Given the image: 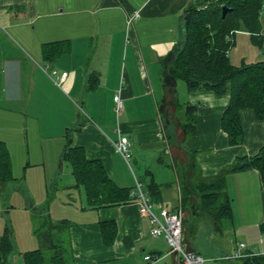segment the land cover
Wrapping results in <instances>:
<instances>
[{"label": "crops", "instance_id": "crops-1", "mask_svg": "<svg viewBox=\"0 0 264 264\" xmlns=\"http://www.w3.org/2000/svg\"><path fill=\"white\" fill-rule=\"evenodd\" d=\"M198 1L0 0V23L5 29L0 33V141L6 145L12 176L0 187V235L14 208L7 202L9 187L26 186L23 183L32 174L47 182L46 176L62 167L60 154L67 131L70 145L82 148L87 159L100 161L116 185L132 189L135 179L148 192L150 180L156 184L159 197H150L153 206L169 211L181 208L185 247L206 261L231 254L237 243L245 244L244 251L257 246L256 250L264 251V233L256 230L257 239L246 228L237 232L241 240L234 239L225 247L213 245L216 233L223 234L221 222L226 218L215 223L209 213L205 231L210 244L196 247L189 241L187 205L193 207L196 202L194 187L212 180L237 157L256 154L264 140V123L251 110H242L243 142L230 146L220 127L228 96L210 91L188 93L186 87L178 91L181 80L172 89L164 84V58L181 41L185 9ZM132 15L136 17L127 26ZM59 41H68L69 51L52 62L45 61L42 45ZM253 58L264 60V55ZM51 70L67 73L61 85L48 76ZM90 74L97 78L93 89H88ZM115 94L122 100L119 114ZM186 106L195 111L196 133L192 136L182 130ZM119 135L131 143L130 158L136 167L135 172L130 168L132 177L123 170L124 159L114 147ZM161 152L172 165H181L183 189L189 194L185 199L174 166L171 183L152 171L154 158L156 165L162 162ZM224 193L230 200L233 227L236 215L252 211L255 217L245 222L258 229L264 222V192L258 173H227ZM21 208L29 211L24 218L31 240L20 249L26 252L35 246L32 234L36 235L37 227L32 200L24 198ZM80 211L81 219L63 217L74 264H146L145 255L158 256L154 264H182L178 256L169 254L163 237L150 235L148 218L140 213L137 200L98 209L86 200ZM47 216L54 222L55 218ZM104 221L116 226L110 245L101 238ZM233 260L219 264H239Z\"/></svg>", "mask_w": 264, "mask_h": 264}, {"label": "trees", "instance_id": "trees-1", "mask_svg": "<svg viewBox=\"0 0 264 264\" xmlns=\"http://www.w3.org/2000/svg\"><path fill=\"white\" fill-rule=\"evenodd\" d=\"M222 6L226 11L222 16ZM187 19L181 22V41L164 58V84L172 89L175 81L181 80L188 93L210 91L218 96L226 95L229 103L220 119L221 130L227 135L228 144L236 146L243 142L240 111L251 110L257 121L264 123V60L241 62L233 65L228 52L234 44L235 34L246 33L250 41L261 47L264 36V0H199L185 9ZM69 51L68 41L42 45L45 61L52 62L62 53ZM96 76L88 77V89L96 85ZM182 130L187 136L196 133L195 111L185 108ZM65 143L60 154V162H65L73 176L74 186L82 187L87 202L94 208L119 206L130 202L131 188L116 185L107 175L98 160L86 158L84 150L70 145L66 131ZM244 171H256L264 192V140L258 152L250 157H237L209 182H199L198 190L207 205V211L219 223L231 216L230 200L224 193L225 175ZM12 180L10 158L4 142L0 141V187ZM150 197H159L156 184H147ZM207 199V200H206ZM35 234L43 237L51 256L44 259L40 249L22 253L24 264H67L62 241L52 240V230L64 227L65 221L50 222L43 219ZM41 228H45L40 232ZM264 233V222L259 224ZM100 233L105 245H110L116 235L113 221L100 223ZM13 249L11 233L5 228L0 235V261L6 259ZM239 264H264L261 255L246 256Z\"/></svg>", "mask_w": 264, "mask_h": 264}, {"label": "rangeland", "instance_id": "rangeland-1", "mask_svg": "<svg viewBox=\"0 0 264 264\" xmlns=\"http://www.w3.org/2000/svg\"><path fill=\"white\" fill-rule=\"evenodd\" d=\"M262 21H264V17ZM263 48L253 44L246 33L238 32L235 34L234 44L229 50L228 55L230 62L233 65H239L241 63V59H243V61L245 62H253L255 61V58H253L254 54L264 55ZM178 84V91H182L185 89V84L183 83V81H178ZM78 110L81 117H83L84 111L79 107ZM176 113L180 115V110L178 109ZM159 155L160 160L162 162L156 165V159L154 158L153 163L150 166L152 171L156 172L158 174L157 177L159 179H162V181L167 180V182L171 183L174 182L175 170V173L178 176V179L180 180V186L182 188L181 195L183 199H185L187 196H189V194L186 193L183 189V170L181 165L178 162H174V165H172L173 163L170 162L168 157L164 155L163 152H161ZM130 157L127 162L123 160L122 164L124 168L123 170H125L127 174L132 177V172H130V168L132 167L135 172L136 167L134 166ZM173 166L174 170L172 169ZM46 177L47 182H42L38 175H28L27 181L23 183L26 186H23L21 185V183H19L16 187H12L14 185L9 187L11 191L9 193V199L7 202L13 205L14 208L12 210L13 212L10 215V218L7 219L6 228L11 232L13 249L8 255L6 263L8 260L9 264H24L21 256L22 254H19V251H21L20 253H23L24 250L20 249H24V247H27L26 245H28L31 240L29 232L26 229L27 224L24 218V214H28L29 211H25L21 208L24 203V198L32 200L37 228H40L38 227L41 224L40 222L43 221L44 217H48L47 215H49L50 218H55L53 220V223L62 221L64 219L63 217L65 216L68 217L70 220H73L75 218L81 219L80 215H82L83 213H81L80 210L83 206H85L86 198L82 187L74 186L73 176L70 173L68 165L65 162H62V167H60L54 175H47ZM192 196L196 198V202L193 204V207L191 206V204H189V206L187 205L189 211V218L187 221L189 241L192 244L196 245V247H205L210 244V242H208V240L206 239L207 237L205 231L206 226L208 224L207 215L209 212L206 209L207 205L202 197V193L198 190V188L194 187ZM178 199L179 198L177 197L175 203L179 202ZM183 207H186L184 203ZM240 215H236L234 227L232 225L231 218H226L221 222V224H223V234L220 235L219 233H216L215 238L212 239L213 245L225 247L229 245V243L232 242L234 239L238 241L241 240L238 237V233L241 234V230L245 228L247 232H253L254 237H257L258 239V232H256V230L258 231L259 228L257 229L256 226L255 229H251L249 222H245L253 219L255 217V213L250 211L247 214ZM232 227L236 228L235 235L231 233ZM44 229L45 228H41L40 232ZM51 233L53 241H56L57 238L62 241L61 245L64 250V255L66 257L67 264H74L72 259V250L70 246L71 241L68 238V226H60L58 228H54ZM42 238L43 237H39L37 234H32V242L35 246H33L34 248L29 249V251L33 249H40L43 252L44 259L47 261V259L52 254V250L47 249L44 246ZM256 249L259 250V247L257 246ZM215 258L218 262L213 260H207L204 264H219L221 261H223L221 260L222 257ZM233 261L236 262L235 260Z\"/></svg>", "mask_w": 264, "mask_h": 264}, {"label": "built area", "instance_id": "built-area-1", "mask_svg": "<svg viewBox=\"0 0 264 264\" xmlns=\"http://www.w3.org/2000/svg\"><path fill=\"white\" fill-rule=\"evenodd\" d=\"M135 17L136 15H132L127 18V26L132 24V21ZM4 32L5 29L0 23V33ZM48 76L56 85L59 86L65 80L67 73L61 72L58 74L55 70H51ZM113 102L115 111L117 114H119L123 107L119 94L114 95ZM114 147L127 162L130 157L131 147V143L129 142L128 138L126 136L119 135ZM141 187L142 186L140 182L134 179V186L130 192V197L137 200L140 213L147 216L150 226V235L153 237H163L168 245L169 254L178 256L182 264H204L206 261L205 259L185 247L183 239V216L181 208H178L176 211H169L162 207L155 208L151 202L148 192L143 191ZM245 248V244L237 243L234 251L229 255L222 256L221 260H239L250 255H261L264 257V251H257L254 248L244 251ZM143 259L146 264H154L158 260V256L145 255Z\"/></svg>", "mask_w": 264, "mask_h": 264}, {"label": "water", "instance_id": "water-1", "mask_svg": "<svg viewBox=\"0 0 264 264\" xmlns=\"http://www.w3.org/2000/svg\"><path fill=\"white\" fill-rule=\"evenodd\" d=\"M225 11H226V7L225 6H222V16L224 15ZM186 19H187V14L184 13L183 20H186ZM180 31H181V29H180Z\"/></svg>", "mask_w": 264, "mask_h": 264}]
</instances>
